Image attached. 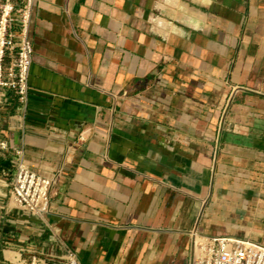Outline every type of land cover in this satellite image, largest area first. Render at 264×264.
Wrapping results in <instances>:
<instances>
[{"label": "crops", "instance_id": "obj_1", "mask_svg": "<svg viewBox=\"0 0 264 264\" xmlns=\"http://www.w3.org/2000/svg\"><path fill=\"white\" fill-rule=\"evenodd\" d=\"M31 38L29 109L0 102V264H189L194 229L264 243V0H36ZM17 149L59 174L45 218L10 202Z\"/></svg>", "mask_w": 264, "mask_h": 264}, {"label": "built area", "instance_id": "obj_2", "mask_svg": "<svg viewBox=\"0 0 264 264\" xmlns=\"http://www.w3.org/2000/svg\"><path fill=\"white\" fill-rule=\"evenodd\" d=\"M36 0H0V102L11 92L28 111L32 86L35 45L31 28ZM12 146L0 137V152ZM19 166L10 202L17 209L35 217L51 213V191L59 174L46 176L34 170L25 160L23 149L16 150ZM193 246L189 264H264V243L230 236H200L190 232ZM63 256L58 264H81L80 255L62 245ZM21 264H55L35 255Z\"/></svg>", "mask_w": 264, "mask_h": 264}, {"label": "trees", "instance_id": "obj_3", "mask_svg": "<svg viewBox=\"0 0 264 264\" xmlns=\"http://www.w3.org/2000/svg\"><path fill=\"white\" fill-rule=\"evenodd\" d=\"M9 156L5 155L2 156L0 155V170L3 168H9L11 166V160H9Z\"/></svg>", "mask_w": 264, "mask_h": 264}, {"label": "bare ground", "instance_id": "obj_4", "mask_svg": "<svg viewBox=\"0 0 264 264\" xmlns=\"http://www.w3.org/2000/svg\"><path fill=\"white\" fill-rule=\"evenodd\" d=\"M172 4V3H171ZM154 25H155V23H154Z\"/></svg>", "mask_w": 264, "mask_h": 264}]
</instances>
